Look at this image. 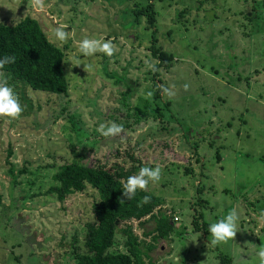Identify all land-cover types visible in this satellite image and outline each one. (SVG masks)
Returning <instances> with one entry per match:
<instances>
[{
    "label": "rangeland",
    "instance_id": "rangeland-1",
    "mask_svg": "<svg viewBox=\"0 0 264 264\" xmlns=\"http://www.w3.org/2000/svg\"><path fill=\"white\" fill-rule=\"evenodd\" d=\"M145 5L45 0L38 11L30 0H0V23L32 18L64 52L68 80L67 94L54 95L4 73L24 111L16 119L0 117V264H74V250L85 252L97 194L88 187L62 202L47 194L65 162L162 168L161 179L145 192L160 200L154 215H172L174 233L154 243L144 236L153 221L129 223L154 245L145 264H239L241 257L259 264L254 245L264 243L258 219L264 210V0H156L154 28L134 14ZM60 25L73 33L66 42L54 37ZM153 32L154 44L172 56L157 72L145 64L158 62ZM85 37L111 40L114 55H81L77 41ZM85 64L92 66L86 72ZM155 81L174 85L175 96L147 97L157 89ZM106 122L125 132L103 137L96 129ZM233 208L240 216L235 239L211 245L209 225ZM124 241L117 233L111 251L125 252Z\"/></svg>",
    "mask_w": 264,
    "mask_h": 264
},
{
    "label": "trees",
    "instance_id": "trees-1",
    "mask_svg": "<svg viewBox=\"0 0 264 264\" xmlns=\"http://www.w3.org/2000/svg\"><path fill=\"white\" fill-rule=\"evenodd\" d=\"M154 1L156 0H146L147 5L134 12L136 17L145 16L149 28H154L156 24ZM154 36L153 32L151 52L158 60L156 68L167 69L172 62V56L154 44L156 40ZM5 55L15 57V63L5 65L4 69L0 70L11 79L25 83L33 91L54 95L67 94L65 54L49 42L36 20L26 17L13 25L0 23V58ZM154 76L156 77V73ZM158 84L155 81L157 88L153 94L155 99L161 94ZM11 154L9 152L7 157L10 158ZM139 168L140 166L125 169L114 165L107 169L74 162H65L59 166L58 172L53 176L56 185L50 187L47 194L54 195L60 202L71 194L83 192L88 187L97 194V202L93 206L94 222L86 226L85 252L74 250L76 252L74 264H145V259H149L148 254L154 249V245L146 244L140 239L129 224L131 222L142 225L146 221H153L154 228L144 236L151 235L154 243L165 240L174 233L172 215L168 213L154 215L160 206V200L153 195L137 190L131 200L119 203L117 198L123 191L121 180H126ZM13 172L14 170L9 172L11 177H14ZM144 196H150L151 199L149 203L141 206L140 201ZM197 219L202 217L194 219L195 232L199 231ZM119 223H123L124 227L119 228ZM202 226L204 227L205 223ZM117 233L125 238L123 243L125 252L111 251ZM74 251L71 252L72 256Z\"/></svg>",
    "mask_w": 264,
    "mask_h": 264
},
{
    "label": "clouds",
    "instance_id": "clouds-1",
    "mask_svg": "<svg viewBox=\"0 0 264 264\" xmlns=\"http://www.w3.org/2000/svg\"><path fill=\"white\" fill-rule=\"evenodd\" d=\"M32 6L38 10L43 11L45 9V0H30ZM66 25H60L54 29V37L57 41L66 42L73 33L66 31ZM77 48L81 55L88 57L95 53H103L108 57H111L115 53V45L111 40H103L96 38L85 37L80 41H77ZM15 63L14 56L5 55L0 58V70L4 69L5 65ZM156 63L145 61L146 67L151 71H157ZM76 66L80 65V61H75ZM91 65L85 64L84 71L91 69ZM172 88L160 86V90L163 95L172 98L175 96V92ZM184 90L187 91L189 85L185 84ZM147 97L153 96L151 91L147 92ZM24 108L20 103L18 94L14 87L10 86L4 73L0 71V117H7L9 119H16L21 116ZM96 131L103 137H116L121 136L125 132L122 125H118L115 122L101 123ZM123 138V137H122ZM162 168L158 165L155 168L141 167L137 174H133L127 177L126 180H121L123 187L122 195L118 197L120 204L126 203L131 200L137 190L147 191L149 182H158L161 179ZM150 196H144L140 201V205L150 202ZM240 219L238 211L233 208L227 212L225 216L217 221L212 222L209 225V234L211 236V245L216 246L218 244L227 243L229 240H234L238 232V221ZM259 221L264 223V210H261L259 214ZM257 248L255 253L259 264H264V243L259 246L254 245ZM239 264H248L244 257L240 258Z\"/></svg>",
    "mask_w": 264,
    "mask_h": 264
}]
</instances>
